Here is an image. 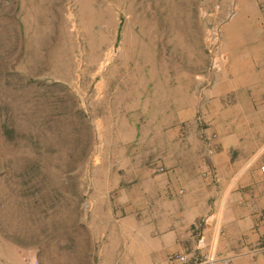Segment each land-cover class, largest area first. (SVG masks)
I'll use <instances>...</instances> for the list:
<instances>
[{
	"label": "rangeland",
	"instance_id": "obj_1",
	"mask_svg": "<svg viewBox=\"0 0 264 264\" xmlns=\"http://www.w3.org/2000/svg\"><path fill=\"white\" fill-rule=\"evenodd\" d=\"M191 79L236 102L234 132L264 114V0H0V196L37 227L34 263L128 264L171 152L216 137L170 107Z\"/></svg>",
	"mask_w": 264,
	"mask_h": 264
},
{
	"label": "crops",
	"instance_id": "obj_2",
	"mask_svg": "<svg viewBox=\"0 0 264 264\" xmlns=\"http://www.w3.org/2000/svg\"><path fill=\"white\" fill-rule=\"evenodd\" d=\"M240 41L247 44L249 39L244 36ZM251 65L252 69L256 66ZM246 71L250 74L245 76V89L252 87L251 70ZM187 83L171 92L174 103L170 107L182 104L189 120L198 111L204 113L202 126H210L208 130H215L216 137L207 132L202 139L195 138L197 149L171 152L173 161L159 187L162 213L148 215L153 221L150 228L144 229L139 219L123 235L122 260L128 264H180L169 257L194 251V225L213 215L209 221L217 224L215 251L219 257H230L228 264H264V255L248 253L264 233V114L251 118L252 122L244 120L245 130L234 132L232 124L239 112L242 115L236 102L223 103V93L216 90L198 91L194 79ZM246 106L251 114L252 106ZM28 218L27 208L19 201L0 196V264H38V259L33 262L35 248H28L37 244V227ZM213 223L205 224L208 239Z\"/></svg>",
	"mask_w": 264,
	"mask_h": 264
},
{
	"label": "built area",
	"instance_id": "obj_3",
	"mask_svg": "<svg viewBox=\"0 0 264 264\" xmlns=\"http://www.w3.org/2000/svg\"><path fill=\"white\" fill-rule=\"evenodd\" d=\"M163 171V167L159 168ZM264 173V166L261 167ZM213 215L202 218L194 225V237L196 240V248L194 251L185 253H174L169 257L171 262H179L180 264H214L217 261H222L225 264L230 262V257H219L215 251V245L218 238L217 224L210 222ZM206 223H213V228L210 230V239L207 238ZM252 255H264V233L260 241L248 251Z\"/></svg>",
	"mask_w": 264,
	"mask_h": 264
}]
</instances>
